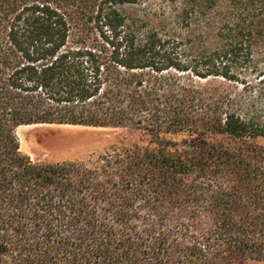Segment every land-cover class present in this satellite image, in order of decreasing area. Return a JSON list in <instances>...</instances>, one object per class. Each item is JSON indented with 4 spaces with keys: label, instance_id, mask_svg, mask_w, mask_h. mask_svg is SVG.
<instances>
[{
    "label": "trees",
    "instance_id": "obj_1",
    "mask_svg": "<svg viewBox=\"0 0 264 264\" xmlns=\"http://www.w3.org/2000/svg\"><path fill=\"white\" fill-rule=\"evenodd\" d=\"M256 47L264 0H0V264L264 263ZM39 124L123 134L36 162Z\"/></svg>",
    "mask_w": 264,
    "mask_h": 264
},
{
    "label": "rangeland",
    "instance_id": "obj_2",
    "mask_svg": "<svg viewBox=\"0 0 264 264\" xmlns=\"http://www.w3.org/2000/svg\"><path fill=\"white\" fill-rule=\"evenodd\" d=\"M149 7H155L157 0H145ZM254 58L257 66L264 69V49L256 47ZM20 150L32 161L57 163L82 160L104 152L123 134L110 128L83 127L71 125H23L16 130ZM179 140L181 136H171ZM264 146V137L256 140ZM237 264H264L250 260Z\"/></svg>",
    "mask_w": 264,
    "mask_h": 264
}]
</instances>
